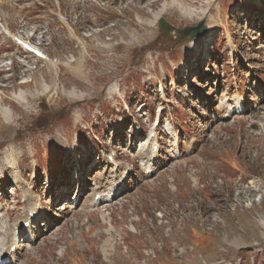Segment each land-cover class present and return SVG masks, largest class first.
Wrapping results in <instances>:
<instances>
[{"label":"rangeland","instance_id":"rangeland-1","mask_svg":"<svg viewBox=\"0 0 264 264\" xmlns=\"http://www.w3.org/2000/svg\"><path fill=\"white\" fill-rule=\"evenodd\" d=\"M160 17L207 31L163 38ZM5 106L0 248L22 188L41 212L7 264H264V0H0ZM156 119L145 164L134 150Z\"/></svg>","mask_w":264,"mask_h":264},{"label":"bare ground","instance_id":"bare-ground-1","mask_svg":"<svg viewBox=\"0 0 264 264\" xmlns=\"http://www.w3.org/2000/svg\"><path fill=\"white\" fill-rule=\"evenodd\" d=\"M169 5V4H168ZM168 5L164 4L156 13V16H159L161 13H164L166 11V9L168 8ZM198 12H195V13H192L189 11V16H192V15H195V14H198ZM203 13V12H202ZM188 16V17H189ZM45 54V53H44ZM45 59H48V56L45 54ZM94 85V84H93ZM45 88L47 89V87L45 86ZM117 88H116V85L115 84H111L108 88V91L110 93L116 91ZM67 95H71V96H75V97H79V98H82V93L81 92H77L75 91L73 88H71L68 92H66ZM14 98V97H13ZM17 99V101L21 102V103H24L26 102L27 98L25 96V94H20L18 93L17 96L15 97ZM239 102V101H238ZM225 110V108H224ZM0 111L2 113V117L4 119L5 122L7 123H10L12 120H13V117H12V109L10 107H0ZM76 118L78 117V115L75 116ZM150 133H151V130L148 132V134L146 135V141H144L142 144H140L138 147L135 148L134 150V154L139 157L142 161L144 160L145 161V164L148 162V161H151V160H154V158L156 157V152L154 151V145H156V138L151 139L150 137ZM170 134H172L170 132ZM151 140H153L155 143H151ZM152 144V145H151ZM149 147H150V150L152 149V152L150 151L149 152ZM156 149V148H155ZM11 150V149H10ZM6 156H5V160H4V164L8 167H11L13 169V176H14V179L17 180V182L19 183H22V180L20 179V171L18 169V166H17V162H16V157L11 155L10 151L8 149H6ZM133 152V151H132ZM17 153V152H16ZM114 154V153H113ZM10 155V156H9ZM13 156V157H11ZM111 157V162H110V159H109V162L111 164H113V167H115V171H119V166L118 164L115 162V159L114 157L111 156V154L109 155V158ZM146 158V159H145ZM113 162V163H112ZM144 164V165H145ZM144 169L146 170L147 169V166L145 165L144 166ZM126 175H127V166H123V168L121 169L120 171V174L118 176V179L115 180V183H114V188H115V191L116 189L121 185V183L124 182L125 178H126ZM111 185V184H110ZM111 188V187H110ZM109 189V188H108ZM111 190V189H110ZM118 190V189H117ZM113 191L112 193H108L106 195H102V194H99V197L97 199H95V196L98 195L97 193H94L93 195V202L94 204L96 203H100V202H103L104 200H108L110 201L109 197H112V195H114L113 193L115 192ZM29 192L27 191L26 188H22V194L24 196V201L26 202V209H25V214L23 215L24 217L21 219L18 227H15L13 228L12 230L10 229L9 230V234L8 236H10V239H7L8 241L7 244L5 245V247H1L0 248V264L3 263V264H7L5 262V260L7 259V257L9 258H12L13 257V252L11 251V248L14 246L16 250L17 247H18V241L16 239V230L18 228H21V224L27 222L28 225H27V228L26 229H30L31 228V224L33 222H36L38 221L39 217H41V212L40 210L36 207V202L34 201H31V196L30 194H28ZM76 198V197H75ZM73 200V199H72ZM70 204H72V201L70 202ZM70 206H73V205H70ZM75 208V207H74ZM1 218V216H0ZM26 224V223H25ZM38 224V223H37ZM40 225V224H39ZM2 228V227H1ZM56 228V227H55ZM1 230V229H0ZM9 238V237H8ZM4 239V238H3ZM4 245V244H3ZM106 247V246H105ZM107 248V247H106ZM107 250V249H106Z\"/></svg>","mask_w":264,"mask_h":264},{"label":"water","instance_id":"water-1","mask_svg":"<svg viewBox=\"0 0 264 264\" xmlns=\"http://www.w3.org/2000/svg\"><path fill=\"white\" fill-rule=\"evenodd\" d=\"M158 25L163 38H167L171 35V32L175 30L178 33V39H183L187 36V40L191 41L195 38H201L207 31L203 21L198 22L193 26H185L183 28H174L163 17L158 18Z\"/></svg>","mask_w":264,"mask_h":264}]
</instances>
